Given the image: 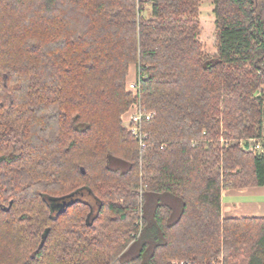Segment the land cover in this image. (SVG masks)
<instances>
[{
    "label": "trees",
    "instance_id": "trees-1",
    "mask_svg": "<svg viewBox=\"0 0 264 264\" xmlns=\"http://www.w3.org/2000/svg\"><path fill=\"white\" fill-rule=\"evenodd\" d=\"M201 1L0 0V264H264L220 208L264 187V0H211L213 56Z\"/></svg>",
    "mask_w": 264,
    "mask_h": 264
},
{
    "label": "crops",
    "instance_id": "crops-1",
    "mask_svg": "<svg viewBox=\"0 0 264 264\" xmlns=\"http://www.w3.org/2000/svg\"><path fill=\"white\" fill-rule=\"evenodd\" d=\"M133 80L136 76L134 65L129 66ZM222 218H264V187L225 189L220 194Z\"/></svg>",
    "mask_w": 264,
    "mask_h": 264
},
{
    "label": "rangeland",
    "instance_id": "rangeland-1",
    "mask_svg": "<svg viewBox=\"0 0 264 264\" xmlns=\"http://www.w3.org/2000/svg\"><path fill=\"white\" fill-rule=\"evenodd\" d=\"M144 2L143 11L141 13V16L143 18H149L150 16V5L147 2V0H142ZM214 14H213V3L211 0H204L200 2L199 5V14H198V22H199V29H200V35H199V42L202 45L203 54L206 56H213L216 53L215 50V24H214ZM131 70L129 71V77L131 75ZM128 81H131V78L128 79ZM122 117V116H121ZM120 117V119H121ZM122 120V119H121ZM122 126L126 128V123L121 122ZM263 131H264V118H263ZM82 198L86 201L93 202L91 197L87 195H83ZM153 204L152 201H150L149 206L151 207ZM136 248L134 246L130 247L126 251V255L124 258H132L135 256Z\"/></svg>",
    "mask_w": 264,
    "mask_h": 264
},
{
    "label": "built area",
    "instance_id": "built-area-1",
    "mask_svg": "<svg viewBox=\"0 0 264 264\" xmlns=\"http://www.w3.org/2000/svg\"><path fill=\"white\" fill-rule=\"evenodd\" d=\"M137 77L131 81H127L126 91L134 96L138 93ZM154 113L147 111L140 106L138 102H133L129 109L122 115V122L126 123L127 131L137 140L141 149L145 147L146 135L142 132V126L145 122L153 119ZM249 151H261L260 143L253 140L247 142Z\"/></svg>",
    "mask_w": 264,
    "mask_h": 264
},
{
    "label": "water",
    "instance_id": "water-1",
    "mask_svg": "<svg viewBox=\"0 0 264 264\" xmlns=\"http://www.w3.org/2000/svg\"><path fill=\"white\" fill-rule=\"evenodd\" d=\"M81 171H82V174L84 173V171L81 169ZM72 197L73 196H70L69 198L70 199H72ZM9 205H11V203L9 204ZM59 206L61 207V209H63V208H65L66 206H67V204H66V202L65 201H62L60 204H59ZM9 210V207L8 208H6V210L5 211H8Z\"/></svg>",
    "mask_w": 264,
    "mask_h": 264
},
{
    "label": "flooded vegetation",
    "instance_id": "flooded-vegetation-1",
    "mask_svg": "<svg viewBox=\"0 0 264 264\" xmlns=\"http://www.w3.org/2000/svg\"><path fill=\"white\" fill-rule=\"evenodd\" d=\"M58 203H56V206H57Z\"/></svg>",
    "mask_w": 264,
    "mask_h": 264
}]
</instances>
